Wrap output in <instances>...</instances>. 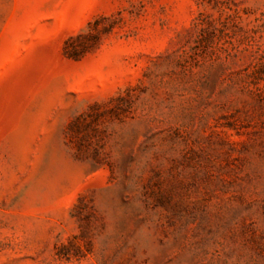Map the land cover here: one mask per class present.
<instances>
[{
  "label": "rangeland",
  "instance_id": "rangeland-1",
  "mask_svg": "<svg viewBox=\"0 0 264 264\" xmlns=\"http://www.w3.org/2000/svg\"><path fill=\"white\" fill-rule=\"evenodd\" d=\"M0 264H264V0H0Z\"/></svg>",
  "mask_w": 264,
  "mask_h": 264
}]
</instances>
